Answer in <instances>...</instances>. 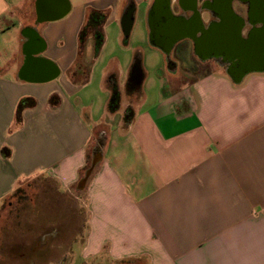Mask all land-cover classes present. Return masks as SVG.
Here are the masks:
<instances>
[{"label": "crops", "instance_id": "crops-1", "mask_svg": "<svg viewBox=\"0 0 264 264\" xmlns=\"http://www.w3.org/2000/svg\"><path fill=\"white\" fill-rule=\"evenodd\" d=\"M39 175L80 192L83 260L264 264V0H0V203Z\"/></svg>", "mask_w": 264, "mask_h": 264}, {"label": "rangeland", "instance_id": "rangeland-1", "mask_svg": "<svg viewBox=\"0 0 264 264\" xmlns=\"http://www.w3.org/2000/svg\"><path fill=\"white\" fill-rule=\"evenodd\" d=\"M107 27L112 42L116 29ZM147 44L144 41L141 46ZM156 52L150 58L147 51L143 60L145 88L147 93L157 90L159 95H168L176 89L166 84V55ZM187 58L185 67H181L182 78H194L208 71L206 67H195L194 61L199 62L196 57ZM81 199L77 190L65 192L44 175L21 183L0 203V264H98L83 260L82 244L75 241L76 237L81 242L84 238L85 206Z\"/></svg>", "mask_w": 264, "mask_h": 264}, {"label": "trees", "instance_id": "trees-1", "mask_svg": "<svg viewBox=\"0 0 264 264\" xmlns=\"http://www.w3.org/2000/svg\"><path fill=\"white\" fill-rule=\"evenodd\" d=\"M99 42H100V40H99ZM127 88H128V90H131V85L128 84ZM118 103H119L118 91L115 87H112L111 88V97H110V101H109V105H108L109 111H111V112L115 111L118 108ZM129 116H130V112H127L126 119H129Z\"/></svg>", "mask_w": 264, "mask_h": 264}, {"label": "water", "instance_id": "water-1", "mask_svg": "<svg viewBox=\"0 0 264 264\" xmlns=\"http://www.w3.org/2000/svg\"><path fill=\"white\" fill-rule=\"evenodd\" d=\"M40 8V10L42 11V12H46L47 11V9H46V7H39ZM46 10V11H45ZM123 29H124V34H125V36L126 35H128V32H129V27H128V25L124 22V24H123ZM233 41H234V39H233V36H232V34H231V38H230V41H229V43H230V45L232 46L233 45ZM169 46V45H168ZM168 48L169 47H164V50H168ZM92 170V168H90L89 170H88V172L86 173V175H85V177H84V179L82 180L83 182H82V185H84V183L86 182V180H87V178H88V176H89V173H90V171Z\"/></svg>", "mask_w": 264, "mask_h": 264}, {"label": "flooded vegetation", "instance_id": "flooded-vegetation-1", "mask_svg": "<svg viewBox=\"0 0 264 264\" xmlns=\"http://www.w3.org/2000/svg\"><path fill=\"white\" fill-rule=\"evenodd\" d=\"M128 18L126 17V20H127ZM199 56H200V58H202V59H205V58H207L208 56H204L202 53H200L199 54ZM201 60V59H200Z\"/></svg>", "mask_w": 264, "mask_h": 264}]
</instances>
